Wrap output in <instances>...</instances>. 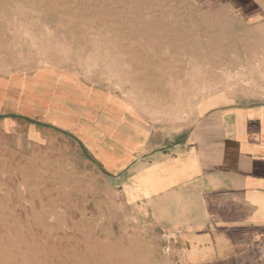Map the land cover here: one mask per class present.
<instances>
[{"label":"rangeland","instance_id":"1","mask_svg":"<svg viewBox=\"0 0 264 264\" xmlns=\"http://www.w3.org/2000/svg\"><path fill=\"white\" fill-rule=\"evenodd\" d=\"M261 15L238 1L0 0V76L68 68L186 130L213 108L264 104ZM23 160L0 148V264H170L100 179Z\"/></svg>","mask_w":264,"mask_h":264},{"label":"crops","instance_id":"2","mask_svg":"<svg viewBox=\"0 0 264 264\" xmlns=\"http://www.w3.org/2000/svg\"><path fill=\"white\" fill-rule=\"evenodd\" d=\"M218 1L264 18V0ZM0 148L44 172L65 161L100 179L102 196L161 234L170 264H264V104L216 107L173 132L123 95L46 66L0 76Z\"/></svg>","mask_w":264,"mask_h":264}]
</instances>
